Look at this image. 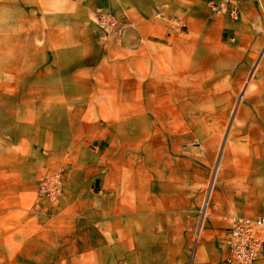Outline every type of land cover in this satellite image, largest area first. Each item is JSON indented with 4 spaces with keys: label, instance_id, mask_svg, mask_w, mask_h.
<instances>
[{
    "label": "rangeland",
    "instance_id": "obj_1",
    "mask_svg": "<svg viewBox=\"0 0 264 264\" xmlns=\"http://www.w3.org/2000/svg\"><path fill=\"white\" fill-rule=\"evenodd\" d=\"M99 11L129 27L95 0H0V154L25 157L33 184L0 211V264H226L222 215L250 208L248 174L233 172L250 170L235 134L250 127L253 71L217 63L181 77L178 39L129 42L128 27L103 35ZM139 72H156L149 88L158 102L123 124L122 105L145 79ZM160 72L185 87L188 108L178 94L175 107L167 102ZM136 214L143 234L120 236ZM119 239L126 246L111 249Z\"/></svg>",
    "mask_w": 264,
    "mask_h": 264
},
{
    "label": "crops",
    "instance_id": "obj_2",
    "mask_svg": "<svg viewBox=\"0 0 264 264\" xmlns=\"http://www.w3.org/2000/svg\"><path fill=\"white\" fill-rule=\"evenodd\" d=\"M95 2L108 3L115 12L122 15L129 25L125 35L129 42L141 44L148 40L163 41L168 37L178 39L182 44L184 58L185 72H179L181 77L187 72L190 75L191 71L215 68L217 63L220 66L223 63H229L234 71L248 69L253 71L250 78V110L252 111L250 127L245 126L242 133L235 134L236 140L245 143V147L242 148L245 151H239L237 154L250 155V170L245 171L240 168L233 172L237 173L239 178L245 176L244 172L248 174L250 208L236 210L229 207L227 209L229 212L224 214L234 211L237 214L254 216L261 213L260 211L264 210V0H242L241 16L237 20L231 19L227 14L211 13L206 0H95ZM174 20L181 22L182 26L179 28L181 31L173 29L171 22ZM170 29L173 30L170 31ZM155 74L156 72H139L140 78L145 79L138 83L137 95L127 98L122 105L123 121L121 123H126L127 114L131 117L135 116L139 108L143 113L144 106L150 108L158 102L157 96L150 95L152 90L149 88L150 78ZM160 74L167 77L164 81L167 91L166 100L175 107L173 97L178 94L177 98H182L185 87H174L171 72H160ZM180 102L182 108H188L185 98L180 99L178 103ZM147 118L145 122H151ZM18 159L19 162L13 156L9 158L8 155L4 157L0 154V211L12 210L16 202H20L22 195L30 191L33 186L31 174L28 175L27 166L24 164L25 157ZM226 168L229 167L220 170L224 186L227 183L223 180L229 176ZM133 180L136 185L133 209L136 211L141 196L137 186L141 183L142 176L135 174ZM240 182L241 180L239 186L242 185ZM223 196L224 192L221 191V197ZM136 215L138 217L135 216L136 222L133 229H127V221L124 220L125 225L122 226L125 229L121 231L120 236H125L128 230L134 236L143 234L142 232L136 234L144 226L143 216ZM154 220L157 221V218L154 217ZM155 221L150 220L152 228ZM201 225L202 222L200 229ZM222 226L226 229L225 220H222ZM155 230L157 231V228ZM115 242L117 247H111V249L121 251L126 246L125 239L115 240ZM102 250V247L95 246L91 251L96 252L98 257ZM263 260L264 254L256 262ZM91 264H94L93 260ZM97 264L101 262L98 261Z\"/></svg>",
    "mask_w": 264,
    "mask_h": 264
},
{
    "label": "built area",
    "instance_id": "obj_3",
    "mask_svg": "<svg viewBox=\"0 0 264 264\" xmlns=\"http://www.w3.org/2000/svg\"><path fill=\"white\" fill-rule=\"evenodd\" d=\"M211 13L227 14L232 19L241 16L242 0H206ZM95 23L100 33L118 38L126 32L127 24L109 11H99L95 14ZM175 28H180L181 22H171ZM61 171L55 173L59 176ZM46 182V181H45ZM42 187H46V183ZM54 187H56L54 185ZM56 190L49 194L55 195ZM223 220L227 222L225 244L227 264H251L260 259L264 254V212L257 215L230 213L224 214Z\"/></svg>",
    "mask_w": 264,
    "mask_h": 264
}]
</instances>
